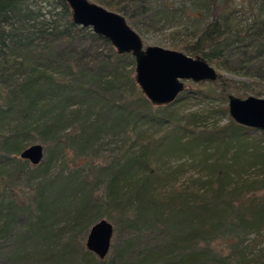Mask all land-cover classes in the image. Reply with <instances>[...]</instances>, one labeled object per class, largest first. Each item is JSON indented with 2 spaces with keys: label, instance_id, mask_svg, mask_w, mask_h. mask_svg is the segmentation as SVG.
<instances>
[{
  "label": "trees",
  "instance_id": "trees-1",
  "mask_svg": "<svg viewBox=\"0 0 264 264\" xmlns=\"http://www.w3.org/2000/svg\"><path fill=\"white\" fill-rule=\"evenodd\" d=\"M92 1L137 34L174 12L168 0H126L130 11ZM188 2L208 22L171 30L167 48L219 73L152 106L130 55L73 25L64 0H0V264H264V132L226 107L214 110L221 126L176 121L188 100L264 96V0ZM35 139L44 155L31 166L18 155ZM57 155L67 173H49ZM171 160L195 163L199 176L173 185ZM98 220L116 236L103 260L83 244Z\"/></svg>",
  "mask_w": 264,
  "mask_h": 264
},
{
  "label": "water",
  "instance_id": "water-1",
  "mask_svg": "<svg viewBox=\"0 0 264 264\" xmlns=\"http://www.w3.org/2000/svg\"><path fill=\"white\" fill-rule=\"evenodd\" d=\"M73 25L89 28L104 38L117 54H128L133 59V79L142 96L152 106H165L174 102L184 90V82L194 84L214 82L215 70L205 61L181 52L156 46L143 47L139 36L118 13L88 2L64 0ZM227 116L237 125L264 132V98L247 96L226 97ZM41 145L25 147L18 155L31 166L43 159ZM113 228L105 220L94 222L87 230L84 248L97 259L103 260L111 245Z\"/></svg>",
  "mask_w": 264,
  "mask_h": 264
},
{
  "label": "rangeland",
  "instance_id": "rangeland-1",
  "mask_svg": "<svg viewBox=\"0 0 264 264\" xmlns=\"http://www.w3.org/2000/svg\"><path fill=\"white\" fill-rule=\"evenodd\" d=\"M88 2L94 3L92 0H87ZM159 1V0H158ZM171 4V7L173 8V13H167V11L160 10V13L156 16V19L159 20L158 24L149 29L145 33H136L135 30H133L140 38L141 43L143 47L147 46H156L163 49H169L167 48V45L169 43V36L168 33H170L171 30L177 29L178 27L184 29L185 33L189 34L192 31L198 32L199 29H201L204 24L208 22L207 16L205 15L204 10H198L195 5H192L188 2V0H168ZM118 3L120 6L124 5V7H127L128 11L132 9V5L126 2V0H114L113 3ZM159 4L158 2H156ZM153 7V5H151ZM246 24V21H242L241 25ZM230 65H232L230 61ZM212 68L215 70V72L218 74L219 70L212 66ZM234 68V67H232ZM227 78H232L236 81H247L246 79H242L236 76H232L229 73L224 74ZM191 82H184V89L191 90ZM137 87V86H136ZM239 87V86H238ZM138 89V88H137ZM231 95H234L236 97V94L232 91L230 93ZM249 95H251L249 93ZM239 98V96H238ZM264 98V96H262ZM242 99V98H241ZM226 101L222 102L218 98L214 97L213 99H206V100H188L183 102L180 107L177 110L176 114V121L179 124H182L184 120L187 117H194L197 124L200 127H211L214 125L221 126L226 122V119L224 116H221L219 114H216L214 110H218V107H226ZM8 123V122H5ZM108 139V138H107ZM32 144H38L41 145L40 141L38 139H35L27 144V146ZM109 145H114V143H108ZM25 146V147H27ZM111 150V146L105 147L104 151H99V156H104L108 153V151ZM58 156V155H57ZM195 166V163L192 164V168L190 166L189 161L184 160H171L167 163V165H164L163 168H167L166 171L170 174L173 173L170 182L172 181L173 185L177 187H184L186 186L190 181H194L198 174V170ZM69 169V167H67ZM65 167V160H61V158L58 156L50 163V169L49 173L54 174L57 172H63L67 173L68 169ZM107 221V220H105ZM108 222V221H107ZM113 225L111 222H108ZM113 228V226H112ZM87 233V232H86ZM83 236V244L85 240V235ZM116 236L112 235L111 238V244L114 242ZM253 238L252 235H249L246 237V240H251ZM140 243L143 245H154L155 241L148 242L147 238L144 237L143 240L140 241ZM254 243H260V245H256V247L252 249V253L256 252L257 248H260L262 246V242L260 238L254 239Z\"/></svg>",
  "mask_w": 264,
  "mask_h": 264
}]
</instances>
